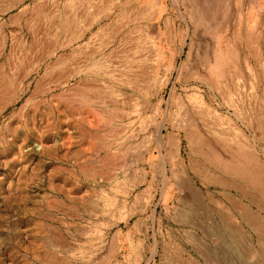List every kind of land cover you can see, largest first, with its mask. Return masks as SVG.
Here are the masks:
<instances>
[{
    "label": "rangeland",
    "instance_id": "rangeland-1",
    "mask_svg": "<svg viewBox=\"0 0 264 264\" xmlns=\"http://www.w3.org/2000/svg\"><path fill=\"white\" fill-rule=\"evenodd\" d=\"M91 3L0 0V264H264V0Z\"/></svg>",
    "mask_w": 264,
    "mask_h": 264
},
{
    "label": "bare ground",
    "instance_id": "bare-ground-1",
    "mask_svg": "<svg viewBox=\"0 0 264 264\" xmlns=\"http://www.w3.org/2000/svg\"><path fill=\"white\" fill-rule=\"evenodd\" d=\"M219 65H220V62H219ZM264 63L262 64V69H263V73H264ZM261 67V66H260ZM237 75V73H235V74H232V76H236ZM227 87V84L226 83H224L222 86H221V89L222 88H226ZM225 94V97H224V100L229 104V105H233L234 104V100H235V98H234V94H232V95H230V92L228 91L227 93L225 92L224 93ZM259 123V122H258ZM261 125V124H260ZM264 126V125H263ZM211 128V127H210ZM223 130V129H222ZM219 131V130H218ZM263 131V130H262ZM221 132V131H220ZM235 165V164H234ZM237 169V168H236ZM259 177V176H258ZM260 178V177H259ZM260 180V179H259ZM263 180H264V178H263ZM261 183V182H260ZM258 184H259V182H258ZM245 213H247V211L245 212ZM257 224L256 225H258V228H259V230L261 231V232H263L264 233V225H263V223L262 222H260V221H255Z\"/></svg>",
    "mask_w": 264,
    "mask_h": 264
},
{
    "label": "crops",
    "instance_id": "crops-1",
    "mask_svg": "<svg viewBox=\"0 0 264 264\" xmlns=\"http://www.w3.org/2000/svg\"><path fill=\"white\" fill-rule=\"evenodd\" d=\"M92 1H102V0H89V2H90V4H89V8H90V12H91V9H92V6L94 5V4H92L91 2ZM91 6V7H90ZM232 129H236V126H234V128L232 127ZM231 133V132H230ZM232 143V142H231Z\"/></svg>",
    "mask_w": 264,
    "mask_h": 264
}]
</instances>
